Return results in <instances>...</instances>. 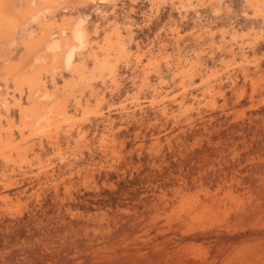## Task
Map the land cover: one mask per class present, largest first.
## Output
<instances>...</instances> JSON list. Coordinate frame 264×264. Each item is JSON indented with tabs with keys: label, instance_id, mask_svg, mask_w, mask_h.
<instances>
[{
	"label": "rangeland",
	"instance_id": "374dc122",
	"mask_svg": "<svg viewBox=\"0 0 264 264\" xmlns=\"http://www.w3.org/2000/svg\"><path fill=\"white\" fill-rule=\"evenodd\" d=\"M0 264H264V0H0Z\"/></svg>",
	"mask_w": 264,
	"mask_h": 264
}]
</instances>
